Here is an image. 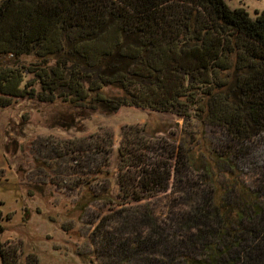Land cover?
<instances>
[{
  "label": "trees",
  "instance_id": "trees-1",
  "mask_svg": "<svg viewBox=\"0 0 264 264\" xmlns=\"http://www.w3.org/2000/svg\"><path fill=\"white\" fill-rule=\"evenodd\" d=\"M21 100L68 106L72 113L54 117L61 128L131 106L220 127L231 142L252 143L264 136V12L252 18L225 0H2L0 108ZM200 135L186 148L192 165L213 160L211 173L229 166L231 154L213 151ZM147 174L143 188L123 195L139 202V193H152L160 175ZM235 177L230 172L204 210L221 228L211 260L264 264V206ZM231 189L233 206L224 199ZM137 221L125 225L135 229L140 255L169 256L159 225L149 222L143 234ZM118 249L128 256L126 243Z\"/></svg>",
  "mask_w": 264,
  "mask_h": 264
},
{
  "label": "rangeland",
  "instance_id": "rangeland-1",
  "mask_svg": "<svg viewBox=\"0 0 264 264\" xmlns=\"http://www.w3.org/2000/svg\"><path fill=\"white\" fill-rule=\"evenodd\" d=\"M225 2L252 18L264 12V0ZM60 113L72 112L61 103L24 100L0 108V264H219L211 249L221 245V228L204 211L217 188L233 172L264 206V136L240 145L220 127L131 106L94 113L73 128L54 124ZM197 133L213 151L231 154L229 166L218 164L211 173L213 160L192 165L186 148ZM155 171L152 193H139V202L123 195L139 191ZM224 199L233 206L236 191ZM127 221H137L143 234L152 221L159 225L169 256H141ZM121 242L128 256L118 249Z\"/></svg>",
  "mask_w": 264,
  "mask_h": 264
}]
</instances>
